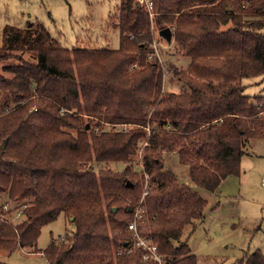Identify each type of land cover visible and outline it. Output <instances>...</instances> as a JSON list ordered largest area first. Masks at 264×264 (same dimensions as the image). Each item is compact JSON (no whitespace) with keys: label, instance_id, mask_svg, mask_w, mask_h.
<instances>
[{"label":"trees","instance_id":"obj_1","mask_svg":"<svg viewBox=\"0 0 264 264\" xmlns=\"http://www.w3.org/2000/svg\"><path fill=\"white\" fill-rule=\"evenodd\" d=\"M153 1L152 21L137 0H122L117 49L69 50L39 22L2 30L0 251L35 249L42 228L64 214L75 229L51 240L49 264H156L140 248L127 253L142 201L139 232L166 263L199 264L182 238L220 200L209 207L198 188L219 194L227 178L240 177L251 143L264 139V94L247 95L244 85L264 78V0ZM167 27L191 58L186 70L170 64L180 92L166 93L162 67L149 59L155 31ZM171 155L193 186L165 167ZM239 264H264V255L245 254Z\"/></svg>","mask_w":264,"mask_h":264},{"label":"rangeland","instance_id":"obj_2","mask_svg":"<svg viewBox=\"0 0 264 264\" xmlns=\"http://www.w3.org/2000/svg\"><path fill=\"white\" fill-rule=\"evenodd\" d=\"M121 4L122 0H0V48L4 27L24 28L29 22H39L62 47L69 50L117 49L119 31L116 22ZM161 42L159 63L167 69L164 79L166 93L180 92L183 83L168 73L170 64L186 70L191 58L180 55L174 42ZM19 55L25 60L36 61L31 54ZM17 63L18 60L10 59L5 64ZM4 75L12 77L8 73ZM244 85L247 95L264 94V78L246 79ZM97 122L94 120L92 125ZM102 125L105 129L124 132L135 128L134 124ZM145 145L147 142L143 143ZM248 151L243 158L240 177L230 178L225 184L223 193L226 198L220 199V207L207 212L204 219L195 221L194 231L192 225L185 230L182 239L199 258V264H239L245 254L264 255V139L254 140ZM141 157L140 153L135 158L137 171L141 169ZM108 167L122 171L125 165L110 164L105 168ZM165 167L172 170L182 183L193 186L188 169L179 165L174 155L165 158ZM198 191L209 201V207L214 204L211 192L199 188ZM18 214L13 215L10 222L17 224L22 219ZM71 221V217L61 214L42 228L35 249L18 247L13 252L0 251V264H49L44 250L52 239H63L74 231Z\"/></svg>","mask_w":264,"mask_h":264},{"label":"built area","instance_id":"obj_3","mask_svg":"<svg viewBox=\"0 0 264 264\" xmlns=\"http://www.w3.org/2000/svg\"><path fill=\"white\" fill-rule=\"evenodd\" d=\"M138 4L144 7V9L149 13L151 20L155 19V5L153 0H137ZM162 40H164L160 35L159 31H155L153 44H152V54H150L149 59H158L160 62V48L162 44ZM161 65V63H160ZM162 70L165 74L167 73L166 67L161 65ZM264 113V112H263ZM263 184H264V175H263ZM150 185V178L147 176L145 180L144 194L143 198L148 194V187ZM142 201L137 206L133 221L129 224L128 230L130 233V243L128 246L127 253H131L136 249H142L145 252L144 259L146 261L150 260L156 264H167L166 258L159 253V248L156 243H154L151 239L143 237L139 232V226L146 223V215L147 211L144 205H142ZM7 210V206L5 207ZM18 215H21V211L18 212Z\"/></svg>","mask_w":264,"mask_h":264},{"label":"water","instance_id":"obj_4","mask_svg":"<svg viewBox=\"0 0 264 264\" xmlns=\"http://www.w3.org/2000/svg\"><path fill=\"white\" fill-rule=\"evenodd\" d=\"M159 35L167 42V43H172L173 41V33L171 28H164L162 30L159 31ZM87 128H89V125H87ZM5 145L2 146V148H4ZM127 186H129V182L127 183ZM114 211H116V208H114ZM73 219V217H71V220Z\"/></svg>","mask_w":264,"mask_h":264},{"label":"crops","instance_id":"obj_5","mask_svg":"<svg viewBox=\"0 0 264 264\" xmlns=\"http://www.w3.org/2000/svg\"><path fill=\"white\" fill-rule=\"evenodd\" d=\"M230 178H235V177H229V178H227V179L223 182V184L221 185V187H220V191H219V194H216V193L213 194V195H214V198H215L214 204L217 203L218 200H220V199L223 200L224 198H226V197H225L226 195L223 193V188H224L225 184H227V182L230 180ZM230 197H231V196H230ZM221 200H220V202H221ZM214 204H213V205H214ZM219 207H220V206H219ZM219 207H218V208H219ZM218 208H217V209H218ZM217 209H216V210H217ZM210 212H211V211H210Z\"/></svg>","mask_w":264,"mask_h":264}]
</instances>
